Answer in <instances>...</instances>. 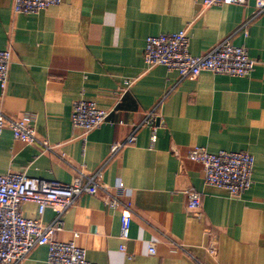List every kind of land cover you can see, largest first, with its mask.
Listing matches in <instances>:
<instances>
[{"label":"crops","instance_id":"0c3cea01","mask_svg":"<svg viewBox=\"0 0 264 264\" xmlns=\"http://www.w3.org/2000/svg\"><path fill=\"white\" fill-rule=\"evenodd\" d=\"M183 29L191 54L230 37L257 61L254 70L184 79L161 65L147 70V38ZM6 48L12 63L7 87L0 86V110L11 119L32 115L37 137L55 149L17 140L6 126L0 173L72 183L80 171L101 172L111 192L124 183L121 198L132 202L126 241L120 211L105 204L103 191L78 197L63 215L59 240L74 241L97 264H264V12L257 14L253 2L62 0L24 14L15 12L14 0H0V49ZM127 79L133 80L128 89ZM79 99L110 111L109 122L87 134L75 129ZM148 116L155 117L151 124ZM133 133L136 142L125 143ZM115 144L123 145L113 151ZM196 146L251 153L252 186L236 198L207 184L202 164L188 156ZM189 189L202 194L200 217L187 211ZM22 212L45 224L56 218L51 207L40 215L34 202ZM47 257L48 246H37L20 264H47Z\"/></svg>","mask_w":264,"mask_h":264},{"label":"built area","instance_id":"2783aa9c","mask_svg":"<svg viewBox=\"0 0 264 264\" xmlns=\"http://www.w3.org/2000/svg\"><path fill=\"white\" fill-rule=\"evenodd\" d=\"M61 2L62 0H14V10L24 14L39 13ZM250 2L254 3L257 14L264 12V0H203V5H248ZM189 45L187 29L149 36L144 51L146 69L165 66L169 71H177L182 79L196 77L203 72L244 77L250 75L257 63L245 46L234 44L230 37L221 40L202 55L191 54ZM11 63L12 50L0 49L2 89L7 87ZM132 84V79L124 82L126 89ZM110 114V111L99 108L95 101L79 99L73 104L72 125L87 134L109 122ZM154 118L148 116L145 123L151 124ZM33 119L29 113L11 119L0 110V137L4 127L8 126L15 139L26 143L37 142L45 151H53V145L37 137L32 125ZM151 139L153 143L156 142V129L153 130ZM136 140L137 135L133 133L125 143L133 144ZM122 145L115 144L112 150L117 151ZM188 156L192 161L202 164L207 184L226 189L232 197H241L253 184L255 158L249 152L210 153L205 147L196 146L189 151ZM126 191L124 183H120L117 192H111L102 183L101 172L89 175L80 171L72 183L48 181L24 172L0 173V264H20L35 247L41 245L48 246L47 264H97L89 261L86 250L77 246L74 241L65 242L57 238L58 232L63 228V215L79 196L102 193L105 204L120 211L121 238L126 241L130 237L133 220L132 202L121 198ZM27 202L36 203L40 215L51 207L56 212V218L45 224L40 219L25 217L22 209ZM186 208L194 217L202 215V194L199 191H186ZM120 249L125 251L124 243ZM149 252L156 253L155 243L150 244ZM209 252L216 255V244L210 246Z\"/></svg>","mask_w":264,"mask_h":264}]
</instances>
